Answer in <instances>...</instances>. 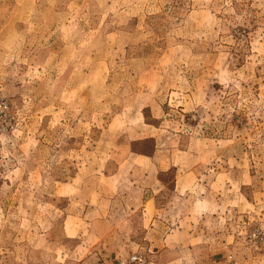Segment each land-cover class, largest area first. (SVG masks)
Returning a JSON list of instances; mask_svg holds the SVG:
<instances>
[{"label":"rangeland","instance_id":"rangeland-1","mask_svg":"<svg viewBox=\"0 0 264 264\" xmlns=\"http://www.w3.org/2000/svg\"><path fill=\"white\" fill-rule=\"evenodd\" d=\"M0 264H264V0H0Z\"/></svg>","mask_w":264,"mask_h":264},{"label":"built area","instance_id":"built-area-1","mask_svg":"<svg viewBox=\"0 0 264 264\" xmlns=\"http://www.w3.org/2000/svg\"><path fill=\"white\" fill-rule=\"evenodd\" d=\"M142 258L137 256V255H134L132 258H131V261H136V262H141Z\"/></svg>","mask_w":264,"mask_h":264}]
</instances>
